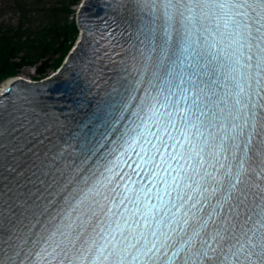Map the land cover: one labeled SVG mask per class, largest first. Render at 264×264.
Wrapping results in <instances>:
<instances>
[{
  "label": "snow or ice",
  "instance_id": "obj_1",
  "mask_svg": "<svg viewBox=\"0 0 264 264\" xmlns=\"http://www.w3.org/2000/svg\"><path fill=\"white\" fill-rule=\"evenodd\" d=\"M108 7L70 123L0 108V264H264V0Z\"/></svg>",
  "mask_w": 264,
  "mask_h": 264
},
{
  "label": "trees",
  "instance_id": "obj_2",
  "mask_svg": "<svg viewBox=\"0 0 264 264\" xmlns=\"http://www.w3.org/2000/svg\"><path fill=\"white\" fill-rule=\"evenodd\" d=\"M63 28L59 24H54L46 34L44 43L41 42L37 46H28V49L35 48L41 50V58L47 55L57 53L63 47V42L67 43V36H72L75 33V26L72 24ZM49 35V36H48ZM48 38V39H46ZM14 38L8 33L0 31V80L17 74L24 66L31 65L39 57H30L28 51H23ZM45 64V63H44ZM46 64L44 67L38 68V72L43 74L46 71Z\"/></svg>",
  "mask_w": 264,
  "mask_h": 264
},
{
  "label": "rangeland",
  "instance_id": "obj_3",
  "mask_svg": "<svg viewBox=\"0 0 264 264\" xmlns=\"http://www.w3.org/2000/svg\"><path fill=\"white\" fill-rule=\"evenodd\" d=\"M61 1L63 2V5H67V3L69 2V0H61ZM79 6L80 5L78 4L76 6L71 7L74 13L79 8ZM8 19H13V16L10 14H7V10H3L2 17L0 18V25L4 23V20H8ZM55 57L57 58L58 55ZM22 75L34 77L33 68H30V67L24 68L22 71Z\"/></svg>",
  "mask_w": 264,
  "mask_h": 264
},
{
  "label": "bare ground",
  "instance_id": "obj_4",
  "mask_svg": "<svg viewBox=\"0 0 264 264\" xmlns=\"http://www.w3.org/2000/svg\"><path fill=\"white\" fill-rule=\"evenodd\" d=\"M13 82H15V81H13V80H8L7 82H6V84H5V86H4V88H6V87H8V86H10Z\"/></svg>",
  "mask_w": 264,
  "mask_h": 264
}]
</instances>
